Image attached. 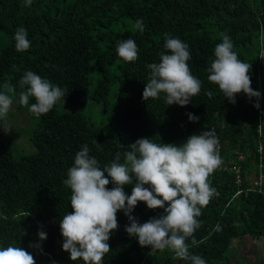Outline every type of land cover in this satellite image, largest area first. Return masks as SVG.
I'll list each match as a JSON object with an SVG mask.
<instances>
[{
	"label": "trees",
	"instance_id": "1",
	"mask_svg": "<svg viewBox=\"0 0 264 264\" xmlns=\"http://www.w3.org/2000/svg\"><path fill=\"white\" fill-rule=\"evenodd\" d=\"M138 19L143 32L134 27ZM21 26L31 47L17 52L13 35ZM221 32L230 36L239 59L251 63L250 86L261 94L259 108L254 107L257 98L243 92L231 103L208 81L206 69L215 58ZM165 34L188 44V66L202 82L199 94L185 106L167 105L163 93L159 99L142 98L150 72L146 65L158 63L161 52L170 54L164 48ZM262 35L264 0H31L30 5L27 0H0V91L5 82L15 87L7 116L27 117L28 125L18 126L17 136L30 134L33 143L28 152L15 154V138L4 139L0 127V247H22L36 264H83L69 259L59 230L60 219L72 211L71 189L63 180L81 146L87 144L103 168L117 152L123 162V152L139 138L179 145L191 134L214 129L222 160L209 177L216 194L201 209V227L194 233L199 243L189 251L206 264H264L261 258H241L233 248L236 240L264 238ZM129 38L139 49L135 62H124L116 52L117 42ZM29 70L60 86L64 103L58 101L39 117L20 105L18 82ZM116 83L118 93L111 105ZM34 102L30 98L29 105ZM89 103L103 105L116 139L105 137L83 113L65 111ZM188 113L199 119L190 121ZM253 176L263 177L261 189L254 188ZM134 184L135 178L124 191L130 195ZM162 213L161 208L148 209L138 202L131 215L143 223ZM116 215L119 227L107 241L111 251L103 264H190L173 259L167 249L150 255L149 247H141L125 232L129 221L124 212ZM38 231H44L46 239L40 240Z\"/></svg>",
	"mask_w": 264,
	"mask_h": 264
},
{
	"label": "clouds",
	"instance_id": "2",
	"mask_svg": "<svg viewBox=\"0 0 264 264\" xmlns=\"http://www.w3.org/2000/svg\"><path fill=\"white\" fill-rule=\"evenodd\" d=\"M27 4L30 5L31 0H27ZM134 27L141 32L144 30L139 19ZM217 35L221 42L215 45V58L206 69L208 81L216 84L231 103H235L236 94L243 92L249 98L256 97L254 107L259 108L261 94L250 86L251 63L239 59L229 35L222 32ZM13 39L17 52L31 47L27 30L22 26L16 29ZM260 42L264 45V35L260 37ZM164 48L170 54L161 52L158 63L146 65L150 72L142 98L144 101L159 99L163 93L167 105L185 106L193 96L199 94L202 83L188 66L187 61L191 58L189 46L179 38L165 34ZM116 52L124 62H135L139 49L136 42L129 38L117 42ZM260 58H264V48ZM18 84L21 89L19 104L28 107L37 117L47 114L58 101L64 103L65 91L33 71H26ZM2 87L0 121H6L16 89L9 82ZM206 94L210 97L213 95L211 91ZM30 98L35 100L31 105ZM187 115L190 121L199 119L191 113ZM0 127L5 132L10 129L6 124ZM93 143L99 150L100 143L96 139ZM128 149L123 152V162L121 153L117 152L115 158L103 168L89 154L87 144L76 152L74 163L63 180V184L71 189L72 211L59 221L62 249L69 254L71 261L103 264L104 256L111 251L107 241L119 227L116 214L122 210L129 221L125 225V232L135 237L141 247H149L150 255L167 249L173 253V259L190 264H206L200 255L192 254L189 249L199 243L194 233L201 227L198 220L201 209L216 194L209 181L210 175L222 163L215 130L191 134L179 145L153 142L148 137L139 138L128 145ZM133 178L135 184L129 195L124 191V186L132 184ZM109 183L113 185L111 188L107 187ZM138 202H144L148 209L161 208L163 213L138 223L131 215ZM38 236L40 240L46 239L44 231H38ZM189 239L191 244L188 243ZM29 246L40 247L39 244ZM0 264H36V261L32 253L24 248L9 245L0 247Z\"/></svg>",
	"mask_w": 264,
	"mask_h": 264
},
{
	"label": "rangeland",
	"instance_id": "3",
	"mask_svg": "<svg viewBox=\"0 0 264 264\" xmlns=\"http://www.w3.org/2000/svg\"><path fill=\"white\" fill-rule=\"evenodd\" d=\"M264 46V45H263ZM260 79L262 82V85L264 87V59H263V73L260 74ZM118 83L114 84L112 87V92L110 96V104L112 105L117 97L118 93ZM69 108L65 109L72 112H81L83 113L87 118H89L93 124L100 128L102 131V134L110 139H116L118 137L117 131L111 126L110 124V117L107 112H105L103 105L99 103H89L84 106H74L70 105ZM110 105H109V112L111 111ZM27 117L24 115L19 119H15L12 116H7L6 121L4 124L7 125L8 128H10L7 132L3 130V137L4 139H14V143L17 145L13 149V152L15 154H24L25 152H28V150L31 148L32 141L29 137L30 134H24L21 137L17 136L18 129L17 127H24L28 125ZM33 144V143H32ZM23 147V148H22ZM253 183H255L256 179L255 176L250 178ZM235 251L239 252V256L244 259H248L251 262L255 261L258 258H261L264 261V238H260L258 240H253L251 238L245 239V240H236L234 242L233 246Z\"/></svg>",
	"mask_w": 264,
	"mask_h": 264
},
{
	"label": "built area",
	"instance_id": "4",
	"mask_svg": "<svg viewBox=\"0 0 264 264\" xmlns=\"http://www.w3.org/2000/svg\"><path fill=\"white\" fill-rule=\"evenodd\" d=\"M263 149H262V147H261V149H260V151H262ZM262 184H263V177L261 176L259 179H257L256 181H255V184H254V188L255 189H261V187H262Z\"/></svg>",
	"mask_w": 264,
	"mask_h": 264
}]
</instances>
